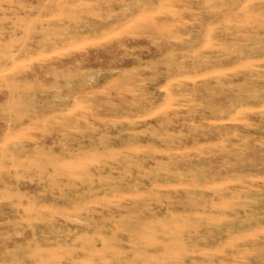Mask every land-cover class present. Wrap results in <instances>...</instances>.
Wrapping results in <instances>:
<instances>
[{
    "label": "rangeland",
    "instance_id": "rangeland-1",
    "mask_svg": "<svg viewBox=\"0 0 264 264\" xmlns=\"http://www.w3.org/2000/svg\"><path fill=\"white\" fill-rule=\"evenodd\" d=\"M0 264H264V0H0Z\"/></svg>",
    "mask_w": 264,
    "mask_h": 264
}]
</instances>
